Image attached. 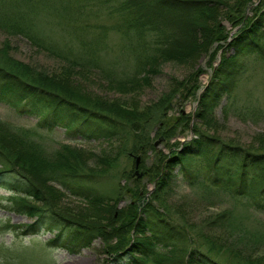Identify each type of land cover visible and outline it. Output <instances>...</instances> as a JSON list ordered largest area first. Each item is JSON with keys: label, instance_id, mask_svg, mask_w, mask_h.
Masks as SVG:
<instances>
[{"label": "trees", "instance_id": "1", "mask_svg": "<svg viewBox=\"0 0 264 264\" xmlns=\"http://www.w3.org/2000/svg\"><path fill=\"white\" fill-rule=\"evenodd\" d=\"M14 1V6L7 8L6 12L0 10V28L8 34L23 35L31 45L55 54L66 65L60 76L47 77L28 69L18 60H12L7 54L8 48L0 49L5 58V61L0 60V102L19 110L30 107V112L40 115L38 128H17L0 120V187L12 192L14 210L32 218L31 223L21 225V234L34 235L42 230L54 232L47 241L49 246L77 254L99 236L95 228L100 230L103 224L129 220L122 226L127 227L133 224V219L137 220L135 226L140 235L129 236L111 245L108 253L112 260L124 264H177L172 258L164 259L157 251L169 247L165 240L176 231L173 224L164 217H157V212L152 209V197L161 194L164 177L160 183L155 182V194L148 200L143 196V189H130L132 196L128 199L131 204L117 210L114 206L116 198L102 194L92 197L94 188L88 182L96 176L104 178L101 171L110 164V159L92 157L94 168L102 166L97 171L86 166L84 158L87 156L80 149L71 148L67 143H60L58 149L46 148L36 139L38 129L52 130L61 126L83 139L110 142L113 140L111 137L116 140L117 136L107 134L109 127L121 126H115L116 121L126 126L130 118L144 116V112L133 113L117 104L101 105L90 101L87 95L79 96L77 90L68 85L69 73L88 75L101 68V61L97 59L103 49L110 48L108 28L128 35L126 43L118 48L123 52L117 53V60H124V51L137 49L134 52L136 56L132 57V72L118 64L106 65L100 70L104 75L99 76L106 79L110 88L124 92H137L148 84L149 79L139 76L140 73H158L163 61L196 64L202 54H208L215 41H223L219 46L224 49L217 54L220 61L199 99L201 109H211L219 98L231 91L233 68L242 55L254 54L257 59H264V44L260 41L264 38V0L259 1L260 7L254 8L250 6L252 4L246 6L242 2V9H253L254 14L252 18L241 17V22L228 19L233 26L239 25L228 36L221 23L219 4L233 8L227 4L232 0H63L61 11L50 13V18L53 14L58 18L59 26H55L60 27L61 36L69 35L64 47H60L56 39L38 31L39 23L46 22L52 26L50 19L42 18L43 11L38 8L45 6L46 0ZM105 21H110V24L105 25ZM165 29L170 32L168 42L159 39L164 37L161 34ZM150 33L155 36L151 38ZM228 50L230 54L226 53ZM217 56L215 61H218ZM240 104L241 108L246 105L245 102ZM257 110L261 111L255 108L246 111L253 115ZM263 112L260 113L264 115ZM184 115L181 116L186 118ZM165 133L160 135L166 138ZM192 142L194 145H188L178 155L171 156L175 152L170 154L169 165L175 168L172 178H176V174L182 175L188 184L200 189L203 199L211 203L224 196L229 202L243 206L248 214L264 215V149H246L231 142L215 149L202 140ZM136 148L134 146L131 150L135 153ZM196 159L200 163L197 168L195 166L199 163ZM64 192L83 200L85 206L92 209V214H84L87 217L69 214V207H65L68 213L60 211L58 205L64 200ZM239 200L245 202L239 203ZM229 210L217 215L224 218L223 225L229 222L232 213ZM14 227L16 230L20 226ZM145 230L149 232L148 236L143 235ZM114 232L118 239L123 237L121 230ZM206 237L202 235L207 242ZM206 242L195 243L189 248L190 264H193L192 258L196 259L195 264H261V259L246 256L242 259L248 262L235 260L233 256H239L235 252L226 258L223 251L212 253L210 249L214 248H208L204 245Z\"/></svg>", "mask_w": 264, "mask_h": 264}, {"label": "rangeland", "instance_id": "2", "mask_svg": "<svg viewBox=\"0 0 264 264\" xmlns=\"http://www.w3.org/2000/svg\"><path fill=\"white\" fill-rule=\"evenodd\" d=\"M62 1L46 0L45 6H38L43 11L42 18L50 19L54 27L46 22L39 23L37 26L40 34L56 39L60 47L66 45L69 35L61 36L58 18L54 14L50 18V13L61 11ZM259 1H228L227 4L233 8L219 4L222 13L221 23L226 28L225 35L236 31L239 26H233L229 20L241 22V17L245 18V15L246 18H252L254 10L242 9V2L246 3V6L252 4L250 6L254 8V6L260 7ZM14 2V0L12 2L0 0V10L6 12L7 8L14 6ZM104 24L108 26L110 21H105ZM106 31H108L107 43L110 48L103 49L97 59L98 62L101 61V68L118 64L132 72L134 68L132 57L136 56L134 52L137 49L124 51L126 53L124 60H117V53L123 52L118 48L120 44L126 43L128 35L110 28ZM168 34L170 32L165 29L161 34L164 37L159 39L168 42ZM150 35L151 38L155 36L152 33ZM136 39L133 40L136 41ZM260 41L264 44V38ZM222 42L215 41L210 46L208 54H202L196 64L178 63L174 60L163 61L158 67L160 68L158 73L150 71L146 74L140 73L139 76H146L149 83L143 85L137 92H124L110 88L106 79L99 76L104 75L100 71L101 68L88 75L80 72L79 74L69 73L71 79L68 85L76 89L79 96L87 95L90 101L100 102L101 105L117 104L133 113L144 112V116L140 119L129 117L130 120L126 122V126L115 120V126H121L109 127L107 134L117 136L116 140L114 136L111 137L110 139L113 140L110 142L102 139H83L61 126H56L52 130L39 128L36 137L50 150L58 149L60 143H67L71 148L80 149L82 154L87 156L84 159L88 167L94 168L92 157L103 156L110 159V164L101 171L103 175L105 174L104 178L96 176L92 182L91 180L88 182L94 188L92 197L97 194L116 198L114 206L117 210L127 208L131 204V200L128 199L132 196L130 189H143V196L148 200L152 194H155V182L161 181L164 177L161 194L152 197L154 207L152 209L157 212V217H164L168 223L173 224L176 231L165 240L169 247L166 250L159 248L157 251L164 259L172 258V261L177 264H190L189 248L195 243L206 242L202 235L208 238L204 245L214 248L210 249L212 253L223 251L226 258L235 252L239 255L233 256L235 260L248 262L242 259L246 256L261 259V264H264V215L248 214L243 206L229 202L224 196L223 199H215L211 203L203 199L202 193L199 194L200 189L188 184L182 175L176 174V178L171 176L174 175L175 168L169 165L170 154L175 152L176 154L171 156L178 155L188 145H194L192 141L196 139L202 140L204 144H209L211 147L214 146L215 149L221 144L230 142L246 149H264V115L260 113L264 111V59H257L254 54L242 55L238 65L236 64L233 68L231 91L219 98L220 100L209 110L201 109L199 106L200 96L209 83L210 74L220 61L216 62L215 57L224 49L223 46H219ZM3 47L8 48L7 54L13 58L12 60H18L28 69L47 77L60 76L66 67L65 62L57 58L55 54L31 45L23 35L8 34L0 28V49ZM226 53L230 54L231 51L228 50ZM4 59L0 52V60L5 61ZM241 102H245L247 106L244 105L241 108ZM29 108L19 110L0 102V120L17 128H38L40 115L30 112ZM250 108L261 111L257 110L255 112L257 115H250L249 111H246ZM181 115L187 117L183 118ZM105 126L108 128L107 125ZM164 131H166V138L160 135ZM119 136H123V139H119ZM134 146L135 148L139 146L135 149V153L131 150ZM199 165L200 163L196 164L195 168ZM101 167L99 165L94 169L98 171ZM11 193L0 187V264H124L121 263L122 261L120 263L117 260L113 261L108 249L110 250V246L121 239L140 235V232L136 231L137 220L131 219L134 222L127 227L122 226L129 220L116 221L103 224L100 230L98 227L95 228L99 236L94 238L89 247L82 248L77 254L65 248L52 247L47 241L54 236V232L42 230L34 235L21 234V225L31 223L32 218L14 210ZM111 198L106 199L113 202ZM59 203L60 211L68 213L69 207L71 208L69 214L83 215L81 217H87L84 214H92V209L85 206L84 201L78 197L68 196L65 193L64 200ZM226 209H231L229 211L232 213L229 222L223 225L224 218L217 215ZM14 225L20 227L14 230ZM114 230L124 232L123 237L118 239ZM143 233L145 236L149 235L147 230ZM192 259L195 264L196 259ZM224 263L227 264V262Z\"/></svg>", "mask_w": 264, "mask_h": 264}, {"label": "bare ground", "instance_id": "3", "mask_svg": "<svg viewBox=\"0 0 264 264\" xmlns=\"http://www.w3.org/2000/svg\"><path fill=\"white\" fill-rule=\"evenodd\" d=\"M218 58H217V60H220V57H219V55L217 56ZM217 62V61H216Z\"/></svg>", "mask_w": 264, "mask_h": 264}, {"label": "water", "instance_id": "4", "mask_svg": "<svg viewBox=\"0 0 264 264\" xmlns=\"http://www.w3.org/2000/svg\"><path fill=\"white\" fill-rule=\"evenodd\" d=\"M138 160H139V157L137 158V162H138Z\"/></svg>", "mask_w": 264, "mask_h": 264}]
</instances>
